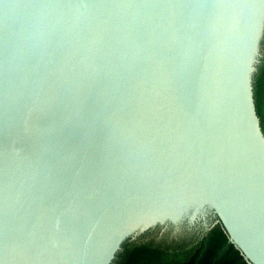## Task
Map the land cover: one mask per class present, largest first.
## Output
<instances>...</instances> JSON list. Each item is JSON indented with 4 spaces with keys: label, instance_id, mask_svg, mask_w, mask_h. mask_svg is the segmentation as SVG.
<instances>
[{
    "label": "water",
    "instance_id": "1",
    "mask_svg": "<svg viewBox=\"0 0 264 264\" xmlns=\"http://www.w3.org/2000/svg\"><path fill=\"white\" fill-rule=\"evenodd\" d=\"M263 41L264 0H0V264L208 216L264 264Z\"/></svg>",
    "mask_w": 264,
    "mask_h": 264
},
{
    "label": "trees",
    "instance_id": "2",
    "mask_svg": "<svg viewBox=\"0 0 264 264\" xmlns=\"http://www.w3.org/2000/svg\"><path fill=\"white\" fill-rule=\"evenodd\" d=\"M253 85L264 132V41ZM216 220L207 227H185L178 233L151 228L129 238L113 264H251L230 240L223 223Z\"/></svg>",
    "mask_w": 264,
    "mask_h": 264
},
{
    "label": "rangeland",
    "instance_id": "3",
    "mask_svg": "<svg viewBox=\"0 0 264 264\" xmlns=\"http://www.w3.org/2000/svg\"><path fill=\"white\" fill-rule=\"evenodd\" d=\"M212 218H210V216L207 217L206 219V223H209L211 221Z\"/></svg>",
    "mask_w": 264,
    "mask_h": 264
}]
</instances>
